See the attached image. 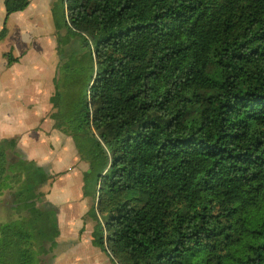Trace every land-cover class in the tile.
<instances>
[{
	"label": "trees",
	"instance_id": "16d2710c",
	"mask_svg": "<svg viewBox=\"0 0 264 264\" xmlns=\"http://www.w3.org/2000/svg\"><path fill=\"white\" fill-rule=\"evenodd\" d=\"M60 2L89 66L72 104L84 68L54 77L49 118L86 167L92 246L112 264H264V0ZM28 5L4 0L6 19ZM55 177L0 141V264L54 261Z\"/></svg>",
	"mask_w": 264,
	"mask_h": 264
},
{
	"label": "crops",
	"instance_id": "0c3cea01",
	"mask_svg": "<svg viewBox=\"0 0 264 264\" xmlns=\"http://www.w3.org/2000/svg\"><path fill=\"white\" fill-rule=\"evenodd\" d=\"M50 1L29 0V5L24 11L11 14L6 19L4 0H0V32L4 30V36H0V141L17 139L18 151L26 155L29 160H35L30 158L42 154L40 166L48 168L50 166L51 173H49L56 176L52 187L59 180H65L68 184L79 177L78 183L73 184L72 187L76 189L75 187L81 184V172L86 167L80 162V170L77 172L75 150L70 139L63 137L53 128V121L49 118L52 110L50 98L54 93L53 86L48 89L40 79H37V74L43 73L47 68L53 85L55 68L43 64L42 60L47 57L44 54L46 50L50 53L48 59L50 58L52 64L54 44L51 38L43 37L41 27L44 25L40 21L41 18L45 20L50 12ZM11 21L15 25L14 28L9 27ZM29 25L37 32L31 31ZM38 38L46 40L40 42L41 51H34L30 44L36 42ZM39 52L44 56H40ZM7 55L12 60L10 63ZM28 74L33 76L30 77ZM28 152L32 153L30 158ZM59 228L61 238L62 230L60 226ZM85 233L88 237L90 231L85 229ZM88 244L89 249L101 252L92 246L89 239ZM75 245L77 244L74 243ZM78 259L74 263L87 264L90 261V258Z\"/></svg>",
	"mask_w": 264,
	"mask_h": 264
},
{
	"label": "rangeland",
	"instance_id": "374dc122",
	"mask_svg": "<svg viewBox=\"0 0 264 264\" xmlns=\"http://www.w3.org/2000/svg\"><path fill=\"white\" fill-rule=\"evenodd\" d=\"M50 2V12L47 14V17H45V20H42L41 18L40 21L44 25L41 27L44 33L43 37L47 39L49 37L53 41V57L51 64L50 58L48 59L50 53H48V51L46 52L45 50L44 54L47 55V57H43L44 59L42 60V62L45 65L49 64V66H54V77H58L60 75L61 79H64H62L63 82L61 81V83L63 84H66L64 82L65 80H68L67 73H69V70L72 67L77 66L78 68L81 66L82 68H84L83 72L78 74L76 77L74 76L75 83L72 84L71 89L66 94L65 102L72 104L76 101L77 98L81 97V94L85 87V79L88 75L86 68L89 66L88 60L86 58L87 51L85 47L82 48V53H79V55L74 58L75 49L77 48L76 37L66 25L61 2L60 0H51ZM44 21H46V23H44ZM9 24L10 28H14L15 25L13 24V21H11ZM29 27L31 31L37 32V30H32V26L29 25ZM45 38H38L36 42L33 41L30 44L32 50L41 51L40 42L43 41ZM39 53L40 56H44L41 52ZM65 66H68L69 70L65 69ZM49 75L50 71H48V69L46 68L43 73L37 74V79H40V82H42L45 87H48V89H51L53 86L54 90V84L52 85V83L50 82ZM72 75H74V72H72ZM29 76L31 77L33 75L30 74ZM31 155L32 153L28 152L29 158L31 157ZM65 157L66 156H64V158ZM26 159L31 163L40 165V162L42 160V154H38L37 157L34 156V158H30L35 160H29L27 157ZM76 160V170L77 172H79L81 165L77 158V155ZM43 163L45 162H42V164ZM61 168L60 170H62ZM44 169L46 172L51 173L50 166L49 168L45 166ZM77 181H79V177L76 180H71V183L68 184H66L65 180H59L53 185V187L51 184H47L41 189V191L47 194L48 202L52 205V207L57 210L58 224L62 230V236L58 239L59 247L56 252L54 251L55 259L52 264H81L80 262L74 263L75 260H79L78 258H90V261H88L89 263L87 262V264H111L109 258H107L104 254L99 251L89 249L90 247L88 244L87 237L88 232L85 233V229H87V231H91L92 222L88 218L85 223L84 220L85 214L89 209L91 202L90 200H81V191L79 184L75 187L76 189L72 188L73 184L78 183ZM48 193L50 194L48 195ZM12 199V194L9 195L6 193V195H0V223H5L15 218L14 212L12 211V209L14 208ZM82 226L84 228L83 232L80 231L82 230ZM74 243H76L77 245L74 246Z\"/></svg>",
	"mask_w": 264,
	"mask_h": 264
}]
</instances>
